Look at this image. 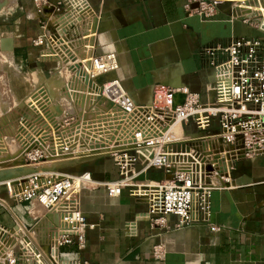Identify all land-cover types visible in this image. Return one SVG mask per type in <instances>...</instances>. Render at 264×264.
Listing matches in <instances>:
<instances>
[{
    "label": "crops",
    "instance_id": "obj_1",
    "mask_svg": "<svg viewBox=\"0 0 264 264\" xmlns=\"http://www.w3.org/2000/svg\"><path fill=\"white\" fill-rule=\"evenodd\" d=\"M57 1L63 5L62 15L54 18L59 27L48 23L47 31L59 35L65 44L80 43L86 30L94 31L92 53L116 55L118 69L114 76L140 106L139 111H152L148 105L158 86L185 87L198 93L203 103L208 102L211 83L220 74L210 67L205 49L226 45L239 37L260 36L254 27L243 23L227 3L218 7L214 18L203 20L184 12L186 0ZM257 1L251 6L264 8V0ZM14 2V9H10ZM9 10L15 12L17 18L0 27V35L9 36V39L0 40L6 51L0 53V93L4 90L5 94L11 92L12 95L14 87H21V93L32 91L36 101L33 97L24 102L27 117L14 121L11 114L8 118L12 122L2 123L5 127L13 126L15 141L2 138L0 142L19 141L24 145L29 143L31 128L41 137L43 134L50 136V127L56 126L55 123L62 125L66 114L77 119L81 107L71 99L67 88L69 84L74 89L81 86L71 79L73 64L59 49L60 45L54 44L55 53L34 46L35 39L44 32L40 28L42 21L34 15L31 0H9L7 7H0V13ZM12 48L17 63L25 70L21 73V77L27 79L25 82L14 74ZM77 58L81 59L79 55ZM46 94L49 98H42ZM4 103L9 109L12 97ZM56 109L58 113L54 112ZM23 123L29 130L19 137L18 128ZM65 129L61 127L58 136L66 138ZM178 133L182 138L174 139L166 147L178 168L197 174L213 163L215 155L224 159L220 160L218 168L224 170L229 184L224 189L212 191L211 214L207 221H203L194 202L188 226L176 227V218L170 217L167 220L169 228H160L151 225L146 200L130 196L127 189L114 198L108 197L103 188L84 189L78 201L89 226L86 247L81 251L73 246L62 247L58 251L60 260L93 264H264V157L250 160L224 147L215 123L202 137L192 123L181 124ZM9 151L7 145H0L1 156H7ZM88 151L83 146L82 152ZM132 153L137 158L135 169L141 171L149 151ZM189 153H195L196 163L191 162ZM81 172L90 173L97 182L118 178L111 157L97 156L81 164L76 173ZM166 179L162 171L150 169L138 177L137 184ZM17 222L28 229L34 245L44 255L48 253L51 239L62 227L59 217L37 202L17 203L0 190V227L11 229ZM212 226L219 231L212 232ZM156 245L165 251L162 260L152 256V248Z\"/></svg>",
    "mask_w": 264,
    "mask_h": 264
},
{
    "label": "built area",
    "instance_id": "obj_2",
    "mask_svg": "<svg viewBox=\"0 0 264 264\" xmlns=\"http://www.w3.org/2000/svg\"><path fill=\"white\" fill-rule=\"evenodd\" d=\"M31 2L34 15L42 21L40 28L44 32L35 39L34 46L44 47L54 53L53 46L57 44L62 51L65 42L59 35L49 33L46 27L52 22L59 27L54 18L62 15V3L57 0ZM256 2L186 0L183 6L188 16L209 20L217 15L219 6L230 3L236 16L260 33L257 37H239L226 45H212L205 49L210 67L220 74L211 83L210 100L206 103L201 101L198 93L185 87L158 86L153 90V99L148 105L152 111H139L140 106L114 76L118 69L116 55L93 54L90 41L95 33L91 29L86 30L82 37L85 43L81 59L76 61L67 55L73 64L74 76L71 79L81 86L80 89H74L69 84L67 89L73 93L68 94L76 100L77 95L92 93L94 100L87 97L92 104L94 101L112 103L124 116L129 129L127 147L113 150L110 154L118 170V178L97 182L88 172L59 176L56 171L41 167L40 164L47 160L71 154L72 142L69 141L73 136H58L57 126L50 127L49 137L46 134L41 137L31 130L33 133L28 134L29 143L21 144L24 147L23 161L30 167V171L9 180L4 191L14 202H37L47 212L56 214L62 227L51 239L47 255L36 248L28 229L20 222L15 223L11 229L0 227V264H93L62 261L58 256V251L65 246L76 247L79 251L86 247L89 226L78 201L84 189L103 188L110 198L118 197L127 189L130 196L146 200L150 223L160 228H169L167 220L170 217L176 218V227L188 226L194 202L203 221H207L211 214L212 191L224 189L229 184L224 170L218 168L221 155H215L213 163L194 174L178 168L166 147L174 140L172 128L175 126L192 123L199 132H205L215 123L217 135L224 147L246 159L264 157V8L251 6ZM85 78L88 82H85ZM74 119L73 115L66 114L58 128H66L63 132H72L70 125ZM138 150L149 151L141 171H136L137 158L132 153ZM187 155H190L191 162L196 163L195 153ZM150 169L162 171L167 179L138 185V177ZM210 230L219 231L213 226ZM164 255L162 246L152 248L155 260H162Z\"/></svg>",
    "mask_w": 264,
    "mask_h": 264
},
{
    "label": "rangeland",
    "instance_id": "obj_3",
    "mask_svg": "<svg viewBox=\"0 0 264 264\" xmlns=\"http://www.w3.org/2000/svg\"><path fill=\"white\" fill-rule=\"evenodd\" d=\"M9 4V0H0V7L1 8H5L7 7ZM14 4L10 9H14L15 7V2L12 3ZM230 4V3H227ZM12 10H9L7 13H0V27H4V24H11L12 22H14L17 18V14L15 12H11ZM1 36V35H0ZM2 39H9V36L7 35H2L0 40ZM11 39V38H10ZM93 38H91L90 41V45L93 46ZM84 40H80V43H66L63 45V49L62 52L65 53L66 55L71 56L72 58H75L76 61L78 60L77 55L81 56L82 49H83V45H84ZM94 47V46H93ZM5 48L4 46L0 45V53H5ZM11 53L14 52V74L17 76V78L20 80L21 77V73L24 72V68L22 66H20L16 60H18L17 55H15V51L12 50L10 51ZM55 53V52H54ZM48 54H50L48 52ZM47 53H45V56H49ZM17 58V59H16ZM22 78V77H21ZM23 81L25 82L27 79H25V77L22 78ZM1 88V87H0ZM3 88V85H2ZM34 89V88H33ZM10 93L5 94L4 90L3 93H0V140L3 139H13L15 141L14 138V132L15 131L13 129V126L9 127L8 125L5 127V125H2V123H5V121L7 122H12V119H10V115L12 114L14 121H18L19 118H25L28 115V112L26 110V107L24 105V102L26 101L27 98H33L35 97V95H31L32 91L30 92H23L21 93V87H17L13 89V94L10 95ZM12 97V105L9 106L8 108V104L4 103L6 102L7 98H11ZM49 98V96L46 95H42L43 97ZM67 97V95H66ZM6 99V100H4ZM76 100L78 103V106L81 107V113L77 115V119H74L73 123L70 125V129H73V131L77 128L78 124L81 122V118L83 119V117L85 116V114H89L91 119L93 120V122H104V127L108 128L107 131V140H109L110 144L108 145V149L105 150H101L99 152H95L93 150H91V153L93 152V154H95L96 156H103V157H110L111 151L113 150H119L122 148H126L127 147V142L129 140L128 136H129V129L127 128V125L125 124L124 120V116L117 111L118 115H115L116 117H114V115H111L110 112L105 113V114H100L97 111L100 109L98 108L97 110L93 111V104L91 103V100L87 97H84L82 95H77L76 96ZM61 102V100H60ZM101 103H105L107 104L108 102L106 101H99ZM49 104V103H48ZM47 108V106H46ZM59 109H56L54 112L58 113ZM9 114V116H7ZM10 117V118H8ZM76 118V117H75ZM75 120H77V123L74 124ZM110 123V124H109ZM111 123H113V125H111ZM74 124V126H73ZM55 125L57 126V129L59 130L58 126L59 124L55 123ZM108 125V126H107ZM103 127V128H104ZM180 128V126H178ZM75 128V129H74ZM19 137H21V135L26 134L28 132H26V130H29V127L27 128L25 126V123L20 124L19 126ZM17 129V130H18ZM68 129V128H67ZM68 129V130H70ZM31 130H33V128H31L29 131L32 132ZM36 132V130H33ZM21 133V134H20ZM33 133V132H32ZM16 134V135H18ZM174 139H179L182 138L181 134L176 133L174 131ZM40 135V133L38 134ZM73 137L75 135H72ZM50 140H48L49 142ZM71 143V141H69ZM0 145L2 146H6L7 145V150L9 151V154L7 156H1L0 153V190H6V183L16 177H20L21 175H23L26 172L30 171V167H28L26 164L22 163L23 162V150L24 147L21 148H17L19 147L18 145L21 146V144H19V141L16 142H5L2 141L0 142ZM93 146V149L96 147L95 143L91 144ZM95 150V149H94ZM91 153L89 152L88 154H84V155H78L77 157L72 156V157H65L64 155L62 157H60L59 159L56 160H51L47 162H43L40 164L41 167L44 168H48V169H52V171H56L57 174L59 176H64V175H75L77 174L76 172H78V169L80 168V165H84L89 163L93 158H95V156H91ZM92 154V155H93ZM65 157V158H64ZM27 169V170H26ZM25 170V171H24ZM24 171V172H23ZM51 214V213H50Z\"/></svg>",
    "mask_w": 264,
    "mask_h": 264
},
{
    "label": "bare ground",
    "instance_id": "obj_4",
    "mask_svg": "<svg viewBox=\"0 0 264 264\" xmlns=\"http://www.w3.org/2000/svg\"><path fill=\"white\" fill-rule=\"evenodd\" d=\"M71 92L72 91H70V93ZM83 96L92 97L93 99L91 98V100H94L95 98L94 94L92 93L83 94ZM71 99L73 98L71 97ZM98 108L100 109L97 112L102 115L108 112H110L111 115H114V117H116L115 115H118L117 109L113 104L108 105V103L105 104V103H101L98 101L97 102L94 101L93 111L97 110ZM103 125H104V122H100V123H97L96 121L93 122L90 115L86 113L83 119L81 118V122L78 124L77 128L74 131L66 132L68 135H75V136L71 140L72 142L71 154H68L65 157H72V156L77 157L78 155H84L85 153L82 152L83 146H86L89 149V151L86 154H88L89 152L91 153V150L95 152H99L103 150L104 148L108 147V145L110 144L109 140H107L108 128H105ZM111 125H113V123H111ZM179 130L180 128L178 126H175L172 128L173 133L174 131L178 133ZM92 143H95L96 145V147L94 148L95 150L93 149V146L91 145ZM92 154L93 152L91 153V156L97 157L95 154L93 155Z\"/></svg>",
    "mask_w": 264,
    "mask_h": 264
},
{
    "label": "water",
    "instance_id": "obj_5",
    "mask_svg": "<svg viewBox=\"0 0 264 264\" xmlns=\"http://www.w3.org/2000/svg\"><path fill=\"white\" fill-rule=\"evenodd\" d=\"M85 82H88L87 78H85ZM97 83H100V81H98ZM89 85H91V84L89 83ZM42 92H43V91H42ZM42 92H40V94H42ZM33 99L35 100L36 97H34ZM108 105H112V104L108 102ZM41 107H42V106H41ZM200 136H201V137H202V136H205V134H204L203 132H201V133H200ZM220 142H221V141H220ZM221 160L224 161V159H221ZM219 161H220V160H219ZM22 163H24V161H23Z\"/></svg>",
    "mask_w": 264,
    "mask_h": 264
}]
</instances>
